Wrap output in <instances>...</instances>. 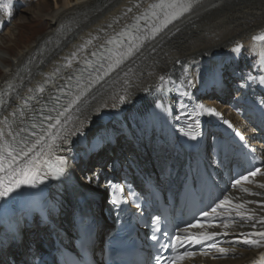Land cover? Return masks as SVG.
<instances>
[{"label":"bare ground","instance_id":"obj_1","mask_svg":"<svg viewBox=\"0 0 264 264\" xmlns=\"http://www.w3.org/2000/svg\"><path fill=\"white\" fill-rule=\"evenodd\" d=\"M1 1L4 4L9 2ZM18 1L22 4L18 5L15 1L12 3L13 19L40 12L44 7L43 3L48 2ZM159 1L53 0L52 11L46 14L52 22L50 29L20 51L21 54L14 57L10 64L3 59L4 52L0 48V62L4 65L0 76V128L4 129L13 117L18 116L21 105L29 95L36 94L30 93L29 89L35 90L49 77L55 78L56 74L53 73L56 69L68 70L74 67ZM185 7L187 10L156 34L145 33L133 41L123 52L120 63L114 64L110 70L107 68L83 95L80 92V99L60 117L61 123L47 130L44 140L31 152L34 153L42 146L45 149L48 141L53 138L57 140L63 135L67 137L62 155L66 158L65 170L80 175L75 160L78 157L83 159L87 178L92 180L84 184L91 189L87 193L92 202L100 199L95 194L101 192L102 181L110 173L106 165L107 159L111 158L112 163L116 162L114 155H117L118 150L113 148V142H123L126 152H135L117 117L127 122L140 142L153 135L154 128L159 130V137L166 136L167 125L176 113L174 95L169 88L171 82L188 97H199L208 104H217L226 109L229 107L220 103L216 97L209 96L215 94L213 89L221 71H225L237 83L236 87H244L233 55L236 54V58L243 60L244 49H252L260 56L264 68V40L253 41L252 38L264 27V0H190ZM13 25L14 21L0 37L10 35L13 38ZM236 44H242L240 54L239 51H233ZM73 52L77 55L71 67H67L65 58L70 57ZM261 74L264 77V73ZM161 76L166 78L165 82L160 80ZM245 76L248 78L247 74ZM11 79H14L9 84L11 87L2 86L3 82ZM249 82L252 86L257 84L255 79H250ZM46 85L49 84H43ZM219 91L224 92L227 99L230 95L241 97L243 93L237 89L235 95H227L224 87ZM146 101L149 103L145 104ZM233 102L238 112L235 114L230 111L229 115L240 121L238 115L245 106L237 98ZM112 110H115L116 115H110ZM14 112L17 114L12 115ZM5 117H8L7 121ZM247 132L251 133L256 144L259 135L252 128H248ZM140 146L145 147L143 144ZM110 148L112 149L108 152ZM143 156L146 157V154L143 153ZM27 158L23 157L17 163L23 165ZM178 162L177 160V164ZM149 164L147 162L146 167ZM156 164L161 167V162ZM57 165L58 161L54 162L53 167ZM156 170L157 167L154 168ZM3 175L5 174L0 173V176ZM99 180L97 187L96 182ZM66 187L65 183L60 182L51 188L55 206L65 215L70 210ZM223 199V206L228 208L226 214L233 220L214 230L234 233V236H224L230 244L227 250L231 257L217 261L199 259L190 264H244L264 248V239L261 237L236 235L249 229L264 228V222L259 220L264 216V177L228 192ZM64 219L68 223V218ZM104 229L99 230V235L104 234ZM246 238L261 240L262 246L246 244Z\"/></svg>","mask_w":264,"mask_h":264},{"label":"snow or ice","instance_id":"obj_2","mask_svg":"<svg viewBox=\"0 0 264 264\" xmlns=\"http://www.w3.org/2000/svg\"><path fill=\"white\" fill-rule=\"evenodd\" d=\"M179 5L177 4L176 0H172L171 3H168L167 5L164 4L163 0H161L160 4H153L150 6V9L153 10V15H155V11L154 9L159 7L161 9H164L165 7L167 8H176ZM3 7L10 8V4H4ZM131 10V9H129ZM184 10H187L186 8ZM167 15V14H166ZM171 20L170 19H166L165 20V25L167 26V23H170ZM118 35L123 36L124 33H119ZM254 40H264V36H255L253 37ZM117 41L114 39H110L108 41L109 44H113L116 43ZM88 43H91V41H89ZM242 46L241 45H237V47L235 49H233V51H239L240 48ZM129 51H131V49H129ZM77 53L73 52L71 53L70 57H66V66L67 67H71L72 65V61L73 59L76 57ZM92 55H95V53H92ZM121 56V59L123 58V53L119 54ZM87 63L91 64L90 61H88ZM116 64L120 63V60H117L115 62ZM113 67L112 64H109L108 68L109 70ZM100 68H104V65H100ZM97 71H99V69H97ZM59 72V69H56V71L53 73V75H55L56 73ZM105 75L107 74V72L104 73ZM72 77L69 76L68 80L71 81ZM100 77L97 76L96 80H99ZM170 79V78H169ZM51 80V77H49L48 79H46L43 84H48ZM160 80L162 82H165L166 78L164 76L160 77ZM262 83H264V79L261 80ZM43 84L39 85L35 90L33 89H29L30 93H44L46 91L45 87L43 86ZM65 86H58L57 90L61 93H64L65 90ZM79 86V85H78ZM9 87H11V85H9ZM91 87V83H89L88 85H86L84 88L81 89V93L80 95H83L88 88ZM186 94V93H185ZM68 95H71V93L69 92ZM80 95L75 96L74 99L69 100L67 102V105H60L59 107H57V105L59 104V97H53L51 95H49L48 97H46L45 99H47L49 101V103H52V107L51 108H47V105H45L44 107L47 108V112H44L43 109H41L39 111V116L42 117V119H40L39 123H40V127H41V133H45L47 132V130H50L54 127H56V125H59L61 123L60 121V117L64 116L65 113L73 106V104H75L79 99H80ZM123 97L121 98V100L123 101ZM31 100H38V96L36 94H32L29 95L26 99L23 105H21V110H19V115L20 116H25V112L23 111V109H27L29 107L28 105V101ZM184 105H181V108H183ZM198 107L204 111H207L208 113H214L215 110L214 109H205L203 105H198ZM33 108H35V106H33ZM55 112V117H53V115H51V113ZM17 113L14 112L12 115H16ZM8 117H5V121H7ZM33 119H35V117H33ZM55 120V123H51V121ZM45 121H49L50 123L47 124V129H45L43 127L44 122ZM198 123V121H197ZM225 123H228V121H225ZM37 128V123H32L31 124V129L33 130L31 132V135L35 136L36 139L34 142H32L29 145V141L27 140L26 137L18 140L17 137H20L22 133L28 132L29 130L27 128H18V129H10L7 133L4 131L3 128H0V173H4L5 175L0 176V200H5L7 199L12 193L16 192L18 189H20L22 186H31V187H35L37 185V183H42L43 182V178L39 175V170L37 168V166L35 164L32 163V161H35L36 156L41 155V153H36L35 156L32 157L31 161H29L28 164L25 165H20L17 162L22 159L23 157H28L29 153L33 152V150L36 148V146L38 144L41 143L42 140H44V135H37V133L34 131ZM195 138V137H193ZM55 138H53L54 140ZM53 145L49 144L48 147L51 148ZM58 161V165L53 167L52 165H49V171L45 172V176L48 175H52L53 178H56L58 176H61L64 174L65 172V164H66V158L63 156L57 157L56 158ZM260 168H256L254 171H251L249 173L250 176H256L259 172H260ZM241 179L243 180H248V176H244ZM237 184L240 183V180L236 181ZM113 188L115 189H119L120 186L119 185H113ZM122 190V189H121ZM113 203H119V201L114 200ZM237 207H242V205H237ZM213 212L216 211L215 208L212 209ZM205 215H208L207 213H205ZM249 219H251V217H249ZM195 226V225H192ZM248 235H255L257 237H261L262 239H264V232H256L254 234H248ZM153 239H156V236H153ZM177 239H179V237H177ZM244 243L246 244H251L257 247H261V240L258 239H245ZM215 245H213L214 247ZM221 252L224 251V249H220ZM185 255H192V253H185Z\"/></svg>","mask_w":264,"mask_h":264},{"label":"rangeland","instance_id":"obj_3","mask_svg":"<svg viewBox=\"0 0 264 264\" xmlns=\"http://www.w3.org/2000/svg\"><path fill=\"white\" fill-rule=\"evenodd\" d=\"M52 2L53 0H48V2L43 3L44 7L40 12H33L21 19L15 17L12 27L13 38L10 35H2L0 37V48L4 52L3 59L7 63L10 64L14 57L21 54L20 51L26 49L28 45H31L39 36L50 29L52 22L46 17V14L52 11ZM18 15L20 16V14ZM238 70L241 76L245 73H250L252 76L256 75L257 63L251 52L247 51L245 60L238 63ZM3 71L4 65L0 62V76ZM146 103H149V101H146Z\"/></svg>","mask_w":264,"mask_h":264}]
</instances>
